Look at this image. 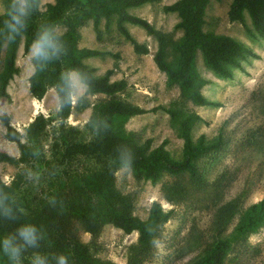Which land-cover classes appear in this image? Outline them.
<instances>
[{
    "label": "rangeland",
    "instance_id": "374dc122",
    "mask_svg": "<svg viewBox=\"0 0 264 264\" xmlns=\"http://www.w3.org/2000/svg\"><path fill=\"white\" fill-rule=\"evenodd\" d=\"M175 1L159 0L129 10L152 25L153 33L137 24L125 23L131 37L147 47V53L134 51L132 41L118 31L115 17L109 21L101 19L98 32L91 19L79 28L78 46L100 52L84 59L94 74H107L110 81L124 80L127 85L112 96L90 93L74 101L66 118L59 117L54 86L42 98L31 96L29 78L33 69L22 38L16 56L18 70L7 85L8 97L0 99V153L20 157L19 144L5 137L4 116L21 134L22 142L25 127L36 115L52 119L41 139L48 154L54 139H60L61 128L65 132L75 128L73 138L87 140L90 132L86 126L95 105L115 97L145 109L156 108L124 120L122 129L140 141L150 138L153 147L166 140V149L173 157L180 158L183 145L180 121L186 114L195 112L201 118L192 128L193 140L201 135L207 140L219 135L225 139L220 150L198 161L201 181L192 180L186 173H166L155 183L136 178L130 168H120L115 173L117 188L131 199L133 215L145 218L153 201L170 213L159 227L150 250L141 254L139 260L141 264H187L205 255L218 239H226L229 242L226 264H264V222L250 229L242 227L252 206L264 197V37L250 33L252 24L248 15L244 23L229 20L227 13L232 0H210L204 30L234 37L251 47L259 58L242 60L240 67L232 68L231 76L224 77L209 68L197 50L195 71L203 80L199 89L215 104H194L154 61V54L161 46L167 62H173L176 57V44L182 36L180 19L176 11L163 9ZM53 2L40 0V11L45 12ZM7 3L0 0V8ZM57 29L64 31L61 26ZM3 54L0 53V67ZM167 109L177 115L173 117ZM21 167L22 164L0 159V181L10 184ZM41 179L44 181L40 185H44L47 179L42 176L34 181L39 184ZM70 232L89 247L94 257L116 264L128 262L139 235L137 231L125 233L112 224H105L97 234H91L73 223Z\"/></svg>",
    "mask_w": 264,
    "mask_h": 264
},
{
    "label": "trees",
    "instance_id": "16d2710c",
    "mask_svg": "<svg viewBox=\"0 0 264 264\" xmlns=\"http://www.w3.org/2000/svg\"><path fill=\"white\" fill-rule=\"evenodd\" d=\"M156 1L159 0H54L45 12H34L28 21V27L14 42H8L7 30L3 27L6 17L0 14V53L4 52L0 67V99L8 97L7 85L18 70L16 56L22 38L24 49L28 51L36 30L45 24L64 27L61 39L65 52L59 59L49 61L42 70L37 68L33 72L29 78L31 96L42 98L47 89L54 86L59 100V117L66 118L71 113L72 104L60 107L65 94L58 85L61 74L71 69H80L92 78L90 93L112 96L121 92L127 85L126 81H110L107 74L97 76L84 62L85 58L100 52L78 46L79 28L91 19L98 32L101 19L109 21L115 17L118 31L132 41L134 51L147 53V47L131 37L125 23L137 24L153 33L152 25L146 19L129 10ZM209 2L210 0H176L164 5V11L177 12L182 36L176 44L173 62L166 61L162 46L154 54V61L159 69L165 71L169 80L177 83L182 93L197 105L215 104L199 89L203 80L195 71L197 50L205 64L224 77L231 76L232 68L240 67L242 60L248 57L259 58L251 47L234 37L204 30V17ZM227 14L230 21L242 23L245 15H248L252 24L250 33L264 37V0H232ZM154 110L156 108L145 109L119 98H110L95 105L89 117L93 122L105 120L109 125L106 132H102L100 136L95 135L88 121L86 127L90 137L87 140H76L73 138L75 128L66 132L61 128L62 135L59 140L54 139L48 154L43 149L41 139L52 119H47L43 114L36 115L25 127L22 135L25 140L22 142L21 134L9 123L7 116L3 117L5 137L19 144L20 157L16 159L0 153V159L22 164V170L14 175L10 184L0 181V188L16 200L17 206L22 207L23 214L15 222L0 219V235L12 233L19 224L30 222L41 228L45 236L39 249L29 250L24 254V264H28L32 251H40L46 255L64 253L69 258V264H116L94 257L89 247L75 235V230V234L70 232L73 223L80 224L82 229L91 234H97L105 224H112L125 233L137 231L138 244L131 248L126 264H141L139 256L150 250L158 236L159 227L167 221L170 213L165 212L157 201L151 203L145 218L131 213L130 197L123 194L115 184V173L121 168L113 163L118 157V150L125 146L131 149L133 162L130 170L136 178L143 177L155 183L166 173H186L192 180L201 181L198 161L205 155L220 150L225 144L222 135L209 140L201 135L193 140L192 128L201 118L195 112L186 114L180 121L179 134L183 141L180 158L173 157L166 149V140L153 147L150 138L140 141L133 133L122 129L124 120ZM167 111L173 117L177 115L172 109ZM29 174L32 179L28 178ZM41 176L47 179L44 185H40L44 181L42 179L39 184L34 181ZM53 197L56 199L55 205L49 203V199ZM262 222L264 197L252 206L242 227L250 229ZM228 251V240L218 239L205 255L187 264H226ZM0 264H9L2 253Z\"/></svg>",
    "mask_w": 264,
    "mask_h": 264
},
{
    "label": "clouds",
    "instance_id": "9594fccd",
    "mask_svg": "<svg viewBox=\"0 0 264 264\" xmlns=\"http://www.w3.org/2000/svg\"><path fill=\"white\" fill-rule=\"evenodd\" d=\"M39 10V0H8V3L0 8V14L6 17L3 20V27L7 30L8 42H14L16 37L26 30L30 17ZM61 36L62 33L54 24L38 27L27 52V58L34 73L37 68L42 70L49 61L59 59L65 52ZM91 79L80 69L63 72L58 87L65 95L60 107L70 106L74 101L86 98L91 92ZM89 123L97 136L106 132L109 127L105 120L95 122L89 120ZM132 162L131 149L126 146L118 150V157L113 161L123 169L131 168ZM28 178L33 177L29 174ZM49 203L55 205L56 199L50 198ZM22 214V207L17 206L16 200L10 198L3 188H0V219L15 222ZM44 238L42 229L35 224L21 223L14 232L0 235V253L7 258L9 264H24V254L29 250L39 249ZM28 264H69V258L64 253L46 255L40 251H32Z\"/></svg>",
    "mask_w": 264,
    "mask_h": 264
}]
</instances>
